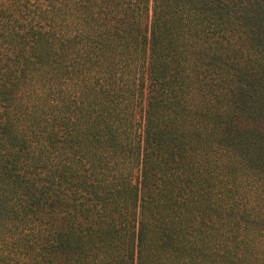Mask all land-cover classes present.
<instances>
[{
	"label": "trees",
	"instance_id": "obj_1",
	"mask_svg": "<svg viewBox=\"0 0 264 264\" xmlns=\"http://www.w3.org/2000/svg\"><path fill=\"white\" fill-rule=\"evenodd\" d=\"M86 79L94 91L85 98L78 88ZM130 93L147 105L142 145L123 139L128 131L142 136L136 119L127 126L114 110L92 108L125 105ZM221 93L230 94L234 114L254 105L263 112L264 0H0V264H111L119 250L123 264H135L147 231L146 183L134 184L123 222L109 201L114 177L104 170L115 166L117 152L145 157L154 142H171L179 155L200 132L198 115L212 120L210 98ZM244 113L225 121L227 132L217 121L208 126L211 142L222 157L234 139L238 154L226 164L264 176V121L251 127ZM73 154L107 160H83L86 167L74 171ZM254 176L238 184L264 198V182ZM161 196L150 195L152 203L164 206Z\"/></svg>",
	"mask_w": 264,
	"mask_h": 264
},
{
	"label": "rangeland",
	"instance_id": "obj_2",
	"mask_svg": "<svg viewBox=\"0 0 264 264\" xmlns=\"http://www.w3.org/2000/svg\"><path fill=\"white\" fill-rule=\"evenodd\" d=\"M230 63L232 64L231 61ZM107 68L108 65H103L102 70L105 72ZM86 80V82L82 81L78 88L83 91L85 98L90 97L94 91V89H89L91 80ZM226 86H229L227 82L222 85L223 88ZM216 91L219 89L214 90V92ZM74 93L76 92L71 87L69 113L73 110L74 103L71 99ZM210 99L212 104L211 107L209 106L211 111L209 115L213 114L212 120L209 122L208 117L198 115L200 132L194 130L195 133H192L189 138L191 142L185 145V149L179 155L170 150L171 142L167 147L154 142L153 146H148L145 157L138 156L132 149H125V155L117 152L118 157H114L116 159L115 166L104 170L114 177L109 201L114 203L117 215L122 216L118 220L123 222L128 219L126 216H129L122 214L125 210L124 205H129V203L131 206L133 205L134 184L139 189V186L146 183L145 187H147L149 198L144 204L143 223H145L147 231L145 237L142 236L140 241V244H143L141 255L137 253L136 249L135 264L138 261L139 264H264V237L259 236L256 229L259 227L260 230H264V198L252 194L248 183L245 184L242 181L240 185L238 184V181L244 180L245 175L251 171L255 172L254 177L260 178L259 181L264 182L263 173L250 167L244 169L239 163H236L237 166H235L231 162L228 166L226 156L238 154L235 149L236 141L233 139L229 144L226 155L217 152L218 155H223L217 157L214 144L211 142V138L214 139V134L210 133L209 135L208 129V126L217 121V125L227 132L225 121L230 120V117H234L237 113L241 115L244 110V118L250 122L251 127L254 125L258 127L260 124L262 127L264 109L262 112L257 105H254L246 110L245 106L242 111L234 114L236 109L235 105H231L229 93H221L220 96ZM103 106L114 110V114L118 116L117 121L125 122L127 126L136 119L134 126L140 130L142 136L137 137L128 131L125 132L123 139L127 145L129 143L131 145V139L134 138L137 142V138H140V144H143V130L147 121V119L145 121L144 115L147 105H136L134 93H130L126 95L125 105H92V108L103 109ZM202 107H200L202 108L200 113L205 111L204 106ZM168 108H170L169 105ZM185 114L190 117L194 116L191 112H185ZM72 115L74 116V112ZM100 116L106 119L105 112H102ZM96 120L102 121V117H97ZM156 121L161 123V120ZM219 136H224L225 141H231L226 133H221ZM259 144L264 149V137ZM252 145V148H255V144L252 143ZM259 155L264 157V151ZM92 159L104 163L107 157L73 154V170L82 171L86 167L82 161H91ZM129 170L132 173L130 177L126 175ZM231 172H234L233 176H231ZM102 175L100 174L101 177ZM218 181L219 184H217ZM154 194L157 198L162 195L160 201L164 203V206L159 204L158 199L155 200V204L152 203L150 195ZM163 194H165L164 197ZM218 195L225 196L219 198ZM247 211L253 216L256 215L255 218L250 217L251 219H249V216L246 215ZM235 220L238 224L233 223ZM58 221L59 215L58 219L53 221L55 227ZM220 221L227 222L222 224ZM119 236L124 241L127 238L126 234ZM66 252L73 254L74 249L67 246ZM110 258L113 259L111 264H114L117 258V262L123 264L125 253L119 250L117 253L111 254ZM71 260L70 258L68 261Z\"/></svg>",
	"mask_w": 264,
	"mask_h": 264
}]
</instances>
